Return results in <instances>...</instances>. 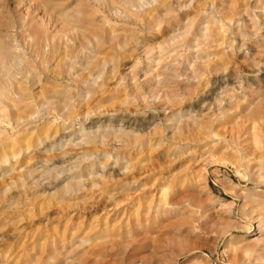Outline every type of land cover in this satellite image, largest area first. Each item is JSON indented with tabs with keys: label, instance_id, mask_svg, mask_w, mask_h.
I'll list each match as a JSON object with an SVG mask.
<instances>
[{
	"label": "rangeland",
	"instance_id": "374dc122",
	"mask_svg": "<svg viewBox=\"0 0 264 264\" xmlns=\"http://www.w3.org/2000/svg\"><path fill=\"white\" fill-rule=\"evenodd\" d=\"M37 1L54 25L23 22L28 0H0V264H50L49 256L64 249L62 264H255L249 214L264 216V186L255 183L252 166L261 163L264 180V123L254 126L235 101L264 97V0H157L143 11L138 0H112L108 9L85 0ZM184 48L191 50L182 54ZM151 67L171 79L159 76L163 83L155 86ZM166 90L170 101L152 100V91ZM112 113L192 121L184 131L164 119L123 129L130 135L120 143L59 142ZM132 141L151 142L135 151L124 146ZM126 166L132 172L122 171ZM152 166L186 180L170 187L181 202L155 219L156 230L139 245L131 243L130 226L123 238L97 240L85 229L105 215L96 202L111 214L130 209L124 193L108 200V187L120 189L128 175ZM201 168L212 201L228 207L188 183ZM81 238L93 244L72 249Z\"/></svg>",
	"mask_w": 264,
	"mask_h": 264
},
{
	"label": "bare ground",
	"instance_id": "6f19581e",
	"mask_svg": "<svg viewBox=\"0 0 264 264\" xmlns=\"http://www.w3.org/2000/svg\"><path fill=\"white\" fill-rule=\"evenodd\" d=\"M28 3H29V6L26 7L27 12L21 18L23 20V22L29 23V25H54L55 21L53 18H51V16L47 17V15L45 14L46 12H43L44 14H42L40 12L41 10L39 11L38 7H40V5L43 4L42 2L40 4V2L37 0H28ZM42 6L44 7V5H42ZM47 8L49 10V7H47ZM48 10H42V11H48ZM39 12H40L41 16L38 17ZM71 23H73L72 19L68 24L72 25ZM47 30H48L47 26H44V31H42V32H44L43 35L48 32ZM58 33H61V32L58 31ZM64 33H62V34H64ZM62 34H61V36L63 37ZM56 37H57V34H54L53 38L56 39ZM58 38L60 39V36ZM190 50L191 49L186 50V48H184L182 51L183 52L182 54H184ZM148 51L152 52L153 50H148ZM158 52H159L158 54L163 53L161 50ZM170 53L171 52L166 53L167 55H169L168 57H171ZM3 55H4V51H3L2 46L0 45V61L3 59ZM184 56L185 55H182V56L180 55L179 57H181L180 59H184ZM156 60L159 63L163 59L157 58ZM154 61L155 60H148L147 63L151 65L152 63H155ZM189 62H190V60H189ZM174 65H176V64H174ZM187 66H188V68H193V65H190V63H188ZM169 68H171V67H169ZM156 70H157V67L156 68L151 67V72L149 73V76L151 74L153 75V77H152L153 81L152 82H153V84H155V86H158L159 84L163 83V82H160L159 80H156V78L159 76L162 77L165 75L166 77H169L171 79V74L168 71L164 72V70H162L163 72H160V70H158L159 71V73H158ZM170 71H171V69H170ZM155 72H157V73H155ZM183 76L184 75L181 74L182 78H184ZM170 79H168V81ZM219 83H220V81L216 82L217 85H219ZM165 84H167V83L165 82ZM152 90L154 91V89H152ZM134 91H138V88H137V90H134ZM153 91H152V95L154 97L152 100L163 101V102L164 101L167 102V101L171 100V95H169L167 90H166V93L163 91L164 92L163 95H162V93L160 94L159 92H157L156 94L155 93L153 94ZM255 92L257 93V91H255ZM150 93H151V91H150ZM259 97H260V94L258 95L257 98H253L252 96L244 95L241 99L235 101V103L238 104V106L239 105L241 106V110H242V113L244 114V116L250 118V120H251L252 124H254V126L256 123L257 124L259 123L260 125H261V123H264V97H260V98ZM181 100L183 101L184 97L181 98ZM204 102H206V101H204ZM230 103H231V98H230ZM162 106H164V105H161V107ZM230 107H233V105ZM224 112L227 113V110H225ZM85 114H86V116L89 115V113H87V112ZM132 114H134V113H132ZM169 117H171V116H169ZM181 117H182L181 114H179L178 118H174L172 120H169V119H167L168 117H166L164 119V121H165V124L168 126L169 129H171V126H172L173 129H175V128L176 129H182V131H184V130H186L187 127L190 126L192 120L190 118L181 120L180 119ZM150 119H152V118H150ZM130 120H131V117H130ZM125 129H127V128H125ZM134 135L137 136V133H135ZM138 135H140V134H138ZM241 136L242 135H240V136L237 135L236 137L230 136L229 139L230 140H233V138L239 139V138H241ZM96 138H97V136L89 137L88 139H86V141H88L89 144H93V143H91V141L95 140ZM150 142L151 141H146V143L143 142L144 143L143 144L142 142H139V141H132L130 143H125L124 146L128 147L130 149H133L135 151H140L145 145H147V147H148V145H150ZM154 149H155V146H154ZM126 167H129V166H126ZM252 167H253L252 168V171H253L252 175L255 176L256 178H258V180H256L255 183H257V185L264 186L261 163L259 161H255V162H253ZM133 168L130 166L128 172H132ZM156 168H158V167H156ZM140 169H141V171H140ZM140 169H139L140 172H138L137 174L132 173L131 175H128L124 179V181H123L124 184H123V186H120V189L116 188V186H114V185H111L108 187V190H107V194L110 195L108 200H110V201L111 200L113 201V199L117 195H119L120 193H124L125 197H126L125 200L128 201L129 204L131 205L130 209L125 210V211L123 210L121 212H117L116 210H114L113 213L111 214L107 211L108 206L105 203L99 202V201L96 202V204H95L96 208H100L103 212H105V215L102 218H100L97 222H95V224H92L91 222L86 224L85 229H87V231H89V232L96 231V232H94V234L96 233L95 236L103 233L104 237H103L102 241H104V238H106V239L108 238L110 240L111 238H114L113 236L123 238L122 233H120L121 230H124L127 227L129 229L131 227V230H132L131 236L133 238L131 240V243H133L135 245H139L143 242V240L145 238H147V236H149L152 232H154L156 230L155 229L156 227L155 228L152 227L155 224V219H157L160 215H163L167 210L173 209L177 204H179V202H181V199H183L182 196H181L182 198H179L181 193L178 194V189H174V190L170 191V187L172 186L175 188L179 184H181L182 181L185 182L186 180L178 179L175 176V174L171 173L170 167H166L163 170L160 169L161 171H157L155 169V167H153V166L148 167V168H140ZM200 172H199L200 175L198 174L194 178H191L190 180H188V183L192 184V185L194 184L192 187L195 190H197L200 194L201 193L206 194L207 197L210 198V201H212V198L210 196L211 193L209 192V189H208L206 182H205L206 171L204 168H201ZM22 177H23V175H22ZM197 177H198V180H196L194 182L195 178H197ZM262 198L264 199V196H262ZM245 199L247 202H253L255 200V198L252 196H246ZM212 202L220 203V206L224 207V208L228 207V205H229L228 203L223 202V201H219V200L212 201ZM261 203L264 205V201H261ZM134 207H137V208L135 210H132V208H134ZM140 208H142L141 209L142 211H139ZM249 215H250L251 220H253L254 223H256V227L255 228L250 227L248 229V231L250 233L254 232V235L257 236L256 238L250 240V242L248 243V248L251 249L249 251H250L251 257L253 259L252 262H254L255 264H264V216L263 217H253V215H251V214H249ZM113 217L114 218L116 217V219L111 220V218H113ZM125 233L127 235V231H125ZM126 235H124V237ZM66 241L67 240L65 238H63L60 241L61 247H65ZM68 245H71L70 241L68 242ZM90 252H92V251H90Z\"/></svg>",
	"mask_w": 264,
	"mask_h": 264
},
{
	"label": "clouds",
	"instance_id": "9594fccd",
	"mask_svg": "<svg viewBox=\"0 0 264 264\" xmlns=\"http://www.w3.org/2000/svg\"><path fill=\"white\" fill-rule=\"evenodd\" d=\"M139 3V11H143L144 8H149L154 6L157 3V0H151V3L148 2V0H138ZM85 4L89 8H97L102 7L105 9H108L109 6L112 4V0H95V3L91 2V0H85ZM114 16H120L119 12H112L111 13ZM175 102V101H173ZM179 114H173V116L168 117L167 119L172 120L176 118ZM111 116L113 118L110 119H95V120H88V124L85 127L84 125H78V130L71 131L70 134L65 137L61 138L59 141L60 143H67L71 145L74 148H79L88 141L86 139H77V137H87L93 133L97 134V138L91 143L93 144H107L109 140H113L115 143H120V137L121 136H129V133L123 132V129H143L144 127L153 124L157 121L165 119L164 117H161L159 114L153 115L151 120H146L144 122L141 121H132L130 120V117L127 114H124L120 116L119 118H116V114L112 113ZM84 119H88L87 117H84ZM77 121L81 120V117L76 118ZM120 129V132H116L115 136L111 134V130ZM100 133H104L103 136L99 135ZM76 140L75 144H72V141ZM108 161L112 160V156L105 154ZM78 159V158H77ZM89 159H95V157L90 156ZM130 167V166H129ZM129 167H125L122 169L124 172L129 171ZM94 188H98L99 185L94 184ZM82 189H78L80 191ZM103 238V233L100 234L96 239L100 240ZM93 244L92 239H83L76 241L74 244H72L70 247L72 249H82L86 248L88 246H91ZM66 249L64 250H57L52 256L49 257L50 264H62V262L65 260V253Z\"/></svg>",
	"mask_w": 264,
	"mask_h": 264
}]
</instances>
